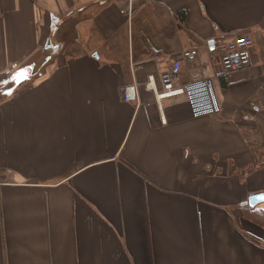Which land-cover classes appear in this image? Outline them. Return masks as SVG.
Returning <instances> with one entry per match:
<instances>
[{
  "label": "crops",
  "instance_id": "1",
  "mask_svg": "<svg viewBox=\"0 0 264 264\" xmlns=\"http://www.w3.org/2000/svg\"><path fill=\"white\" fill-rule=\"evenodd\" d=\"M241 31L251 63L222 75L209 52ZM174 60L218 114L145 88ZM257 195L264 0H0V264H264Z\"/></svg>",
  "mask_w": 264,
  "mask_h": 264
},
{
  "label": "built area",
  "instance_id": "2",
  "mask_svg": "<svg viewBox=\"0 0 264 264\" xmlns=\"http://www.w3.org/2000/svg\"><path fill=\"white\" fill-rule=\"evenodd\" d=\"M252 42L249 31L223 35L214 42L213 49L209 52V59L212 63L218 62L222 75L236 72L250 65ZM196 55L195 50H187L183 52L181 60L192 63ZM153 58L157 60L158 56ZM181 60L172 61L159 73L160 88L156 87L153 76H148L144 83L145 88L153 92L158 103L161 99L183 96L194 118L218 114L220 106L213 77L193 74L189 81L178 84ZM119 93L123 101L136 99L133 86H124L119 89Z\"/></svg>",
  "mask_w": 264,
  "mask_h": 264
},
{
  "label": "trees",
  "instance_id": "3",
  "mask_svg": "<svg viewBox=\"0 0 264 264\" xmlns=\"http://www.w3.org/2000/svg\"><path fill=\"white\" fill-rule=\"evenodd\" d=\"M246 216L250 217L251 221L257 223L264 227V210L261 208H256L252 211H246Z\"/></svg>",
  "mask_w": 264,
  "mask_h": 264
},
{
  "label": "water",
  "instance_id": "4",
  "mask_svg": "<svg viewBox=\"0 0 264 264\" xmlns=\"http://www.w3.org/2000/svg\"><path fill=\"white\" fill-rule=\"evenodd\" d=\"M264 196L263 195H257V196H253L249 199V201L244 202L242 205H248L250 204L251 206H254L257 202H259L260 200H263Z\"/></svg>",
  "mask_w": 264,
  "mask_h": 264
},
{
  "label": "snow or ice",
  "instance_id": "5",
  "mask_svg": "<svg viewBox=\"0 0 264 264\" xmlns=\"http://www.w3.org/2000/svg\"><path fill=\"white\" fill-rule=\"evenodd\" d=\"M25 71H26V69H22L17 75L23 76ZM4 83H7V81H4Z\"/></svg>",
  "mask_w": 264,
  "mask_h": 264
},
{
  "label": "rangeland",
  "instance_id": "6",
  "mask_svg": "<svg viewBox=\"0 0 264 264\" xmlns=\"http://www.w3.org/2000/svg\"><path fill=\"white\" fill-rule=\"evenodd\" d=\"M50 43V44H49ZM47 45H51L52 47L54 46V43L49 42ZM36 76V75H35ZM5 85V84H4ZM264 210V209H263Z\"/></svg>",
  "mask_w": 264,
  "mask_h": 264
}]
</instances>
